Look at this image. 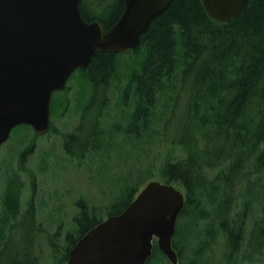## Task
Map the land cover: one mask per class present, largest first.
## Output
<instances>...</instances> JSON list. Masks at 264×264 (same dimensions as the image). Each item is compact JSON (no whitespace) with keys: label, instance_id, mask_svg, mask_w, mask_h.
Here are the masks:
<instances>
[{"label":"trees","instance_id":"trees-1","mask_svg":"<svg viewBox=\"0 0 264 264\" xmlns=\"http://www.w3.org/2000/svg\"><path fill=\"white\" fill-rule=\"evenodd\" d=\"M123 7L120 0H81L80 3L84 19H97L104 29L119 18ZM129 51L136 64L130 68L120 89V101L129 104L130 110L126 114V126L117 127L128 135L133 134L135 139H140L142 132L148 129L158 96L173 83L179 65L180 79L189 83L180 138L186 156L168 160L162 167L167 182H179L185 188L179 216L193 219V228L185 235L191 239L182 243L172 238L178 258L182 261L187 257V250L191 257L186 258V264H204L207 260L203 256L211 246L219 243V234L223 232L228 236V246L224 245L223 253L228 260L224 264H242L243 260L264 258V176L251 179L246 169L250 164L249 169L264 171V0H247L242 11L225 23L211 19L201 0H172L166 10L153 18L140 45ZM120 54L97 51L89 64L79 69L90 80L93 100L102 101L99 112L109 101L107 91L117 77ZM127 66H131L130 63ZM50 123L49 130L55 131L52 119ZM100 127L95 128L92 120L85 124L82 116L75 132L63 139L65 152L82 156L87 148H99L97 141L102 142L105 133ZM194 131L210 144L199 147ZM26 153L24 149L20 155ZM243 167L246 169L243 172L244 188L237 187L235 191L233 179ZM205 168L215 171L212 180H207ZM11 184L4 200L10 212H0V225L8 224L19 211L17 189ZM137 191V188L125 186L124 198L118 202L121 208L112 214L121 212ZM219 193L222 197L217 196ZM78 204L81 209L74 216L76 227L66 234L64 246L51 240V257L55 264H65L76 240L102 220L90 221L87 207ZM196 209L201 210L198 220ZM29 217L27 215L25 226ZM242 239L245 244L240 248L238 241ZM188 242L192 243L189 247ZM26 245L18 248L15 258L20 260H14L12 264L32 263L25 252ZM240 250H253L255 257L249 251L237 261ZM1 253H4L3 249ZM158 253L162 254L154 240L152 257ZM153 259L160 264L158 258Z\"/></svg>","mask_w":264,"mask_h":264},{"label":"rangeland","instance_id":"rangeland-1","mask_svg":"<svg viewBox=\"0 0 264 264\" xmlns=\"http://www.w3.org/2000/svg\"><path fill=\"white\" fill-rule=\"evenodd\" d=\"M118 60L117 77L112 80L107 91L109 101L102 112H99L102 101L96 102L90 95V80L76 69L68 78L66 86L52 94L50 107L55 131L51 129L37 135L27 124L16 125L7 140L0 145V212H10L4 202L9 184L12 183L17 189L19 200V211L9 221L10 225H0L3 231L2 234L0 231V252L5 248L4 258L14 254L18 241V245L27 244L25 252L29 258H36L35 264H55L51 257V240L64 246L66 234L75 230L74 216L81 209L79 202L87 207L90 221L106 218L121 208L118 202L124 198L125 186L140 190L150 180L167 181L162 175L164 163L186 156L180 138L190 90L188 81L184 83L180 79L181 66L175 70L173 83L159 94L148 129L142 132L140 139H135L133 134L128 135L124 129H120L126 126V114L130 110L129 104L120 101V89L136 62L130 51L122 52ZM128 63L131 66H127ZM82 116L87 125L96 118L99 125L95 126H101L105 133L102 142L97 141L99 148L90 147L82 156H71L64 150L63 139L67 133L75 132V126ZM194 134L199 147L210 144L197 131ZM24 149L27 153L21 156ZM249 165L246 167L249 178L261 179L264 176V171L249 169ZM246 169L241 168L234 177L235 191L237 187L242 189L246 181L245 175L243 178ZM214 173L205 168L207 180H212ZM171 183L185 192L181 183ZM217 196L222 197V194ZM236 199L240 200L239 197ZM200 212V209H196L195 218ZM27 215H30V221L25 226ZM252 216L250 212L249 217ZM192 220L181 216L177 218L174 239L182 243L187 238L191 239L185 235L193 228ZM224 248L220 239L218 244L206 251L203 259L207 261L204 264H221L215 258L223 255ZM249 251L255 257L256 253ZM249 251L240 252L238 257ZM162 254L153 257L151 254L148 264H157L153 258H158L160 264L170 263ZM185 255L187 257L179 264H186V258L191 257L187 250ZM22 256H25L24 253ZM241 263L264 264V258L259 261H254V258L253 261L243 260Z\"/></svg>","mask_w":264,"mask_h":264},{"label":"water","instance_id":"water-1","mask_svg":"<svg viewBox=\"0 0 264 264\" xmlns=\"http://www.w3.org/2000/svg\"><path fill=\"white\" fill-rule=\"evenodd\" d=\"M119 18L104 29L84 19L81 0H0V145L13 127L35 134L50 126V101L71 74L99 52L140 45L153 18L172 0H120ZM207 15L232 21L247 0H201ZM184 194L169 182L148 181L117 214L108 215L71 246L65 264H145L155 240L172 264V247Z\"/></svg>","mask_w":264,"mask_h":264},{"label":"flooded vegetation","instance_id":"flooded-vegetation-1","mask_svg":"<svg viewBox=\"0 0 264 264\" xmlns=\"http://www.w3.org/2000/svg\"><path fill=\"white\" fill-rule=\"evenodd\" d=\"M97 117V116H96ZM98 123V121L96 120V118H95V120H94V124L95 125H99V124H97ZM95 128H97V126H95ZM69 134H72V132H69V133H67V136L69 135ZM89 135V134H88ZM89 139V138H88ZM87 139V140H88ZM70 140V139H69ZM76 149H79V146L76 148ZM75 149V150H76ZM76 151H78V150H76ZM7 225V224H6ZM5 225V226H6ZM8 225H10L9 223H8ZM220 236L218 237V239H219V241H220V239H221V245H226V246H228V243H227V240H228V236H227V233L225 232H223V233H220L219 234ZM241 235L242 236H244V230L242 229V231H241ZM16 236V235H15ZM238 244H241L240 245V248H242V247H244V244H245V240H239L238 241ZM21 245H18V241H16V243H15V247H14V254L12 255V256H9L10 258H4V253L2 254V255H0V264H3V260H5L6 259V263H4V264H12L13 263V261L14 260H20V258H15V256L17 255V253H18V248L20 247ZM242 246V247H241ZM5 250V248H3V251ZM240 252H242V250H240ZM30 260H31V264H35V261H36V258H29ZM237 259V261H239V260H241V259H243V258H236ZM215 260H216V262L217 263H221V264H224L225 263V260H228V258H225L224 257V255H222L221 257H219V258H215ZM256 260V258H254V261Z\"/></svg>","mask_w":264,"mask_h":264}]
</instances>
